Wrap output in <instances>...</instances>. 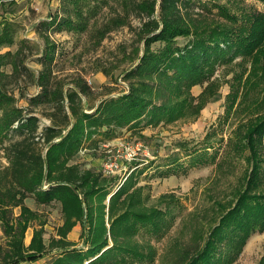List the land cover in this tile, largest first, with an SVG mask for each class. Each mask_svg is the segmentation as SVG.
<instances>
[{
    "label": "trees",
    "instance_id": "1",
    "mask_svg": "<svg viewBox=\"0 0 264 264\" xmlns=\"http://www.w3.org/2000/svg\"><path fill=\"white\" fill-rule=\"evenodd\" d=\"M71 1L76 17L61 18L57 29L83 31L80 0ZM194 1L200 0H122L125 18L113 19L101 37L113 25L131 27L127 19L132 12L141 19L134 30L131 66L120 73L127 89L97 105H89L93 91L82 77L66 80L53 71L54 49L47 39L35 60L40 69L26 65L30 42L16 40L17 24L2 18L0 144L7 165L0 166V264L36 262L48 255L47 264L153 263L156 252L145 237L161 238L174 226L176 210H183L179 199L172 193L152 198L149 187L139 185L141 172H132L111 192L116 177L85 169L75 158L83 148L98 145L96 137L111 140L123 128L136 130L143 121L144 126H157L194 120L222 85L225 75L214 74L224 64L239 68L224 80L230 87L225 114L245 115L230 144V153L242 155L245 168L229 198L209 197L214 214L205 228L196 223L194 243L177 247L173 264H233L249 238L264 232V12H232L219 6L224 20L205 21L187 14ZM48 25L40 22L36 32ZM13 45L15 51L2 52ZM21 80L39 92L27 95ZM194 86L203 88L196 97L191 93ZM21 99L27 106L18 104ZM39 115L49 123H41ZM205 162V148L189 160L191 166ZM176 172L172 168L159 175ZM27 198L43 206L60 204L63 222L57 238L45 243V222L26 205ZM34 224L38 228L26 245L25 233ZM77 224L80 246L67 239ZM258 264H264V257Z\"/></svg>",
    "mask_w": 264,
    "mask_h": 264
},
{
    "label": "rangeland",
    "instance_id": "2",
    "mask_svg": "<svg viewBox=\"0 0 264 264\" xmlns=\"http://www.w3.org/2000/svg\"><path fill=\"white\" fill-rule=\"evenodd\" d=\"M219 6H224L232 12H264V0H200L191 3L187 8V14L201 20L218 22L224 20L218 11ZM77 8L84 11L86 28L83 31L57 29V23L61 18L67 15L73 19L76 17L74 13L76 4L71 0H5L3 5L0 4V21L3 17L14 21L17 24L16 40L30 42L25 64L35 71L40 69L35 60L40 56L47 39L48 45L54 49L51 62L53 71L66 80L73 76L82 77L93 91L89 105H97L101 100L117 96L127 89V83L121 80L120 73L131 66L129 58L132 56V46L135 45L134 30L141 25V19L135 17L132 12L127 19L131 27L127 24L113 25V28L101 37V34L111 26L110 22L113 19L125 18L122 0H80ZM42 21L48 22L49 25L42 27L38 33L36 28ZM16 47L13 45L2 52L15 51ZM238 61L239 58L235 60ZM227 66L229 65L224 64L217 67L214 75L218 77L225 75V79L217 94L209 100L194 120H179L157 126H144L143 121L136 130L123 128L111 140L96 137L100 140L98 145L94 148H83L75 158L74 162L83 168L102 172L101 164L105 156V151L101 149L102 144L110 146L133 142L142 144L137 159L125 164L126 171L107 176L116 177L115 183L110 187L113 192L132 172L134 174L141 172L137 175L139 185L146 184L152 198L172 193L180 201L183 210H176L178 217L174 226L161 238L145 237L149 239V244L156 252L155 260L150 264H173L177 256L174 250L179 246L181 248V245L184 247L192 245L197 226L204 223L205 228L209 218L214 214L209 197L213 195L215 199L216 196L222 199L229 198L230 192L244 171L242 155H232L230 144L234 129L240 120L245 119V115L231 113L227 117L225 114V99L230 87L224 80H230L233 71H238L239 68L238 65L226 68ZM246 75L247 73L244 77ZM19 84L29 96L39 92V88L29 86L22 80ZM202 89L201 86H194L191 90L192 96H198ZM18 104L27 106L24 99L19 100ZM39 116L41 123H49L45 117ZM7 143L8 140H5L3 144ZM2 146L0 144L1 167L7 165ZM204 148L207 163L191 166L189 163L191 156L203 153ZM212 156H215V163L211 161ZM175 157L177 161H174ZM218 162H221L220 167L216 165ZM179 164L181 165L177 166ZM172 168H176L177 172L163 173L162 177L159 175V172ZM262 168L264 170V164ZM262 187L264 188V181ZM107 200L108 197L105 202ZM25 203L39 214L41 221L45 222L43 235L45 243L51 238H57V228L63 222L60 204L52 202L47 206L38 205L33 198H27ZM17 214L16 209L15 215ZM34 228L38 226L34 224L25 233L26 245L30 242ZM80 234L81 227L77 224L67 234V239L80 246L82 244ZM2 242L0 229V244ZM262 257L264 232L249 238L233 264H258ZM50 258L51 255L43 258V264H47Z\"/></svg>",
    "mask_w": 264,
    "mask_h": 264
},
{
    "label": "built area",
    "instance_id": "3",
    "mask_svg": "<svg viewBox=\"0 0 264 264\" xmlns=\"http://www.w3.org/2000/svg\"><path fill=\"white\" fill-rule=\"evenodd\" d=\"M141 148L142 144L139 142L126 143L119 146L102 144L101 149L105 151L101 164L102 173L113 175L120 171H126L125 164L136 160Z\"/></svg>",
    "mask_w": 264,
    "mask_h": 264
},
{
    "label": "crops",
    "instance_id": "4",
    "mask_svg": "<svg viewBox=\"0 0 264 264\" xmlns=\"http://www.w3.org/2000/svg\"><path fill=\"white\" fill-rule=\"evenodd\" d=\"M20 264H43V259L38 260L36 262H22ZM45 264V263H44Z\"/></svg>",
    "mask_w": 264,
    "mask_h": 264
},
{
    "label": "water",
    "instance_id": "5",
    "mask_svg": "<svg viewBox=\"0 0 264 264\" xmlns=\"http://www.w3.org/2000/svg\"><path fill=\"white\" fill-rule=\"evenodd\" d=\"M54 142H52L50 145H52ZM109 199V198H108ZM108 201V200H107Z\"/></svg>",
    "mask_w": 264,
    "mask_h": 264
}]
</instances>
